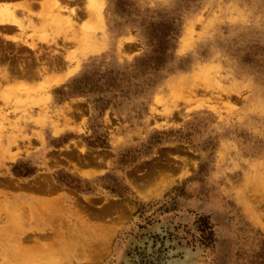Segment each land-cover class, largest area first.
Listing matches in <instances>:
<instances>
[{
    "label": "rangeland",
    "instance_id": "obj_1",
    "mask_svg": "<svg viewBox=\"0 0 264 264\" xmlns=\"http://www.w3.org/2000/svg\"><path fill=\"white\" fill-rule=\"evenodd\" d=\"M26 1L0 26V264L63 238L40 264H264V0Z\"/></svg>",
    "mask_w": 264,
    "mask_h": 264
},
{
    "label": "bare ground",
    "instance_id": "obj_2",
    "mask_svg": "<svg viewBox=\"0 0 264 264\" xmlns=\"http://www.w3.org/2000/svg\"><path fill=\"white\" fill-rule=\"evenodd\" d=\"M20 1V0H19ZM21 1H23V0H21ZM25 1V0H24ZM24 1H23V4H22V2H19V3H21V4H17L16 2H15V4L16 5H12V4H6V3H3V1H0L1 3H0V26H3V28L4 27H7V28H14V30L16 29V31L18 30L19 32H23L26 28H24L23 26H24V22H28V23H31L32 21L30 20V17H29V19H26V21L25 20H23V18H19L18 16H17V12L15 13V9H21V10H23V11H25V12H27V13H29V14H31L30 13V9H31V6H30V4L29 3H27L28 1H26L25 3H24ZM60 0H46V2H47V4L49 5V8H50V10H51V6H53V7H56L57 9H58V11L59 12H61L62 13V11H64V9L66 8V7H63L64 5H61V2H59ZM69 1V0H68ZM30 2V1H29ZM33 2V1H32ZM42 2V1H41ZM27 3V4H26ZM31 5H33L32 3H31ZM48 5H47V7H48ZM51 5V6H50ZM61 6V7H60ZM66 6V5H65ZM53 7H52V9H53ZM55 8V9H56ZM64 8V9H63ZM48 9V8H47ZM62 11H61V10ZM54 10V9H53ZM66 10V9H65ZM32 11V10H31ZM48 11V10H47ZM57 11V12H58ZM74 11H72V10H70V14H72ZM91 12V11H90ZM19 13V12H18ZM48 13V12H47ZM61 13H58V14H60L61 15ZM88 13V12H87ZM51 14H52V12H51ZM57 14V13H56ZM70 14H69V16H70ZM95 14V13H94ZM21 15H23V14H21ZM25 15V14H24ZM47 15V14H46ZM46 15H43V14H41L40 15V18H39V23H40V26H44L45 27V23L47 22L46 21ZM48 15H49V13H48ZM100 15V14H99ZM20 16V15H19ZM50 16V15H49ZM69 16L67 15V17L68 18H66V19H68V21L70 20L71 22H73L72 20L74 19V17H75V19L77 18V16H76V13L74 14H72V16H70L71 17V19L69 18ZM90 16V15H89ZM98 16V15H97ZM52 17H53V15H52ZM60 17H62V15L60 16ZM59 17V18H60ZM66 17V16H65ZM55 18V17H54ZM56 18H57V16H56ZM100 18V17H99ZM48 19V18H47ZM63 19L65 20V18L63 17ZM97 19V18H96ZM56 20H58V19H56ZM61 21V18L58 20V22H60ZM96 21V20H95ZM66 22H67V20H66ZM61 24V23H60ZM93 24V22L91 23V25ZM99 24V23H98ZM28 25H30V24H28ZM89 25V24H88ZM95 26H98L97 24L96 25H94V27ZM43 27H41V29H42ZM2 29V28H1ZM39 29V28H38ZM4 30V29H3ZM13 30V29H12ZM7 31H9V30H7ZM39 31V30H38ZM14 32V31H13ZM41 32V31H40ZM2 33V32H1ZM10 33V32H9ZM39 33V32H38ZM5 33H3V37H6L7 35L5 34ZM17 35V34H16ZM2 36V35H1ZM13 36V35H12ZM9 37V36H8ZM5 39V38H4ZM10 39V38H9ZM16 39H18L17 37H15V35L12 37V42L13 41H16ZM20 39V38H19ZM18 39V40H19ZM8 40V39H7ZM10 41V40H9ZM1 45V44H0ZM33 45L32 44H30V47L29 48H32V50H33ZM35 50V49H34ZM49 55V54H48ZM59 61V60H58ZM16 63V62H15ZM61 65H63V64H61ZM4 66H6V65H4ZM9 67V66H8ZM18 67H20V66H18ZM17 67V68H18ZM6 69V68H5ZM20 69V68H19ZM32 69V68H31ZM7 71V70H6ZM33 71V70H32ZM17 72V71H16ZM43 72V71H42ZM15 73V72H14ZM6 74V73H5ZM10 74V73H9ZM33 74H35V72L33 73ZM8 74H6V76H7ZM36 75H37V73H36ZM3 76V75H2ZM5 76V77H6ZM26 76V75H25ZM8 77L9 76H7V80H8ZM10 78V77H9ZM2 79H4V78H2ZM3 81V80H2ZM62 81V80H61ZM259 181V180H258ZM256 184H258V183H256ZM258 187V186H257ZM261 197V196H260ZM59 201V200H58ZM58 201L56 202V203H58ZM260 201V200H259ZM264 201V200H263ZM52 203V202H51ZM56 203H52V205H51V207H49V210L48 211H43L41 208L43 207H40V206H38V210L36 211L37 212V214L35 215V217H34V220H38V219H40L41 221H43V223L44 224H47V225H49V223L51 222V220L53 219V216H54V213H52V211L53 212H56V213H58L59 211H60V209H61V207L59 208V206L61 205V204H56ZM59 203H61V202H59ZM250 207V206H249ZM41 209V210H40ZM28 210V209H27ZM32 211H33V209H32ZM22 213V212H21ZM27 213V212H26ZM34 213V212H33ZM24 214V213H23ZM28 215V214H27ZM29 216V215H28ZM31 216V215H30ZM57 216V215H56ZM25 217V216H24ZM55 217V216H54ZM59 217V216H58ZM256 217V216H255ZM55 219V218H54ZM57 219V218H56ZM257 219V223H262V217L261 216H258V218H256ZM57 220H59V219H57ZM53 227H55V226H53ZM55 229V228H54ZM52 233H54V232H52ZM45 235H46V233H45ZM60 236V235H59ZM60 237H62V236H60ZM46 239V238H45ZM53 240V239H52ZM66 241V239H62V241ZM20 241L21 240H19V243H20ZM23 241V240H22ZM40 241H41V239H40ZM43 241H44V239H43ZM56 239L54 240V242L53 241H45L46 243L45 244H38V242L39 241H37V243H36V247H35V245L33 246V247H29V246H27V247H20L19 249H17L16 251V253H18V255H16V254H14V255H16V256H14V255H11L10 254V257L11 258H16L15 260H11L10 262H8V263H13V264H40L41 263V260L43 261H45L46 259L47 260H49V262L50 263H52L50 260L53 258V256H55V254H57L58 252V250H60V251H66L67 250V248L68 247H66L67 246V241L66 242H62L61 240H60V242H58V241H56ZM44 243V242H43ZM21 244V243H20ZM31 246V245H30ZM60 251H59V253H60ZM47 252H49L50 253V255H49V257H50V259H49V257H47L48 255H45ZM54 252H57V253H55L54 254ZM52 253V254H51ZM13 254V253H12ZM47 257V258H46ZM55 257H57V255L55 256ZM54 257V258H55ZM53 258V259H54ZM56 260H57V258H55ZM43 261V262H44ZM15 262V263H14ZM42 262V263H43ZM48 262V263H49ZM8 263H6V264H8Z\"/></svg>",
    "mask_w": 264,
    "mask_h": 264
},
{
    "label": "trees",
    "instance_id": "obj_3",
    "mask_svg": "<svg viewBox=\"0 0 264 264\" xmlns=\"http://www.w3.org/2000/svg\"><path fill=\"white\" fill-rule=\"evenodd\" d=\"M55 175V180H56V182L58 183V184H60V185H64V186H67V187H70V188H73V189H75V190H77V191H82L81 190V188L79 187V186H72V184H67V183H65L64 182V180H63V177L61 176L62 175V173H58V174H54ZM122 197V196H121Z\"/></svg>",
    "mask_w": 264,
    "mask_h": 264
},
{
    "label": "crops",
    "instance_id": "obj_4",
    "mask_svg": "<svg viewBox=\"0 0 264 264\" xmlns=\"http://www.w3.org/2000/svg\"><path fill=\"white\" fill-rule=\"evenodd\" d=\"M0 1H5L6 3H9V4H14V5H16L15 4V2L18 4L19 2H22L23 3V1H19V0H0ZM19 4H21V3H19ZM18 4V5H19ZM17 12V13H16ZM19 12V13H18ZM15 13L17 14V16L19 17V18H23V15H21L22 14V10L21 9H15ZM20 15V16H19ZM8 33H7V36H11V35H13V31L12 30H9V31H7ZM10 32V33H9ZM31 77V76H30Z\"/></svg>",
    "mask_w": 264,
    "mask_h": 264
}]
</instances>
